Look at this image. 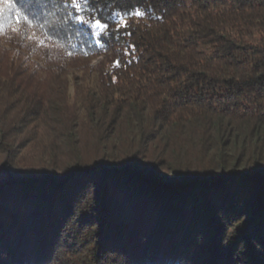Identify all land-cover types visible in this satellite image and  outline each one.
<instances>
[{
	"label": "trees",
	"instance_id": "trees-1",
	"mask_svg": "<svg viewBox=\"0 0 264 264\" xmlns=\"http://www.w3.org/2000/svg\"><path fill=\"white\" fill-rule=\"evenodd\" d=\"M12 2L0 264H264V0Z\"/></svg>",
	"mask_w": 264,
	"mask_h": 264
},
{
	"label": "snow or ice",
	"instance_id": "snow-or-ice-1",
	"mask_svg": "<svg viewBox=\"0 0 264 264\" xmlns=\"http://www.w3.org/2000/svg\"><path fill=\"white\" fill-rule=\"evenodd\" d=\"M4 4H7L10 8H15L16 5L12 2V0H2ZM90 0H71L70 5H65L66 8L71 7L75 10L77 13L73 19L76 22L79 27L77 28V31L82 32H89L94 38L97 44H100L103 42V37L108 33L110 29V24L107 22H103L101 18H99L95 12L91 13L90 15L83 14L87 11V8L82 7V5H89ZM4 9L0 7V13H3ZM30 8L29 10H20L15 17V23L17 24H25L29 27L33 25V22L36 21L37 15L36 14H30ZM128 15H135L137 17L141 16L142 13L139 10H136L134 13H127ZM116 28L115 32H119L121 28H127L128 24L127 21L123 18L119 17V14H116ZM44 17L41 16L40 19H43ZM0 20H2V17H0ZM40 26V25H37ZM0 31H2V28H0ZM15 31V29H13ZM128 35H131V33H127ZM30 38V37H26ZM40 45L43 46L45 41L40 40ZM71 55V53H69ZM120 61L117 60L114 62L116 66H119Z\"/></svg>",
	"mask_w": 264,
	"mask_h": 264
},
{
	"label": "rangeland",
	"instance_id": "rangeland-1",
	"mask_svg": "<svg viewBox=\"0 0 264 264\" xmlns=\"http://www.w3.org/2000/svg\"><path fill=\"white\" fill-rule=\"evenodd\" d=\"M8 43V41H7V38L3 35V33H0V45L1 46H5V44H7ZM7 49H11V46H9V45H7V46H5ZM17 50H19L21 53H23V54H28V52L26 51V50H24V49H19V48H17ZM31 57V56H30ZM41 59H40V57L39 56H34V58L32 57L31 58V62H38V63H40L41 64V66L43 67V68H45L44 67V65L41 63ZM97 62L98 61H95L93 64H97ZM76 72H78V71H76V70H71V69H68L67 70V73H68V76H69V80H71L72 81V84L74 83V77L75 76H83L82 75V73L81 74H76ZM73 85H72V89H71V91L73 92Z\"/></svg>",
	"mask_w": 264,
	"mask_h": 264
}]
</instances>
